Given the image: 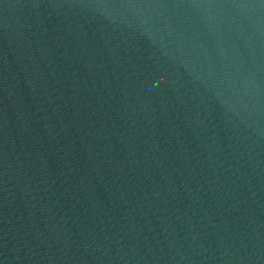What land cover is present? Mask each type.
<instances>
[{
	"label": "water",
	"instance_id": "obj_1",
	"mask_svg": "<svg viewBox=\"0 0 264 264\" xmlns=\"http://www.w3.org/2000/svg\"><path fill=\"white\" fill-rule=\"evenodd\" d=\"M0 264H264V0H0Z\"/></svg>",
	"mask_w": 264,
	"mask_h": 264
}]
</instances>
